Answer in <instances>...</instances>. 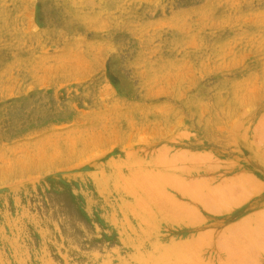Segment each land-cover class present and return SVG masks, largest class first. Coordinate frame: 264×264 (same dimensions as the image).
<instances>
[{
    "label": "rangeland",
    "instance_id": "374dc122",
    "mask_svg": "<svg viewBox=\"0 0 264 264\" xmlns=\"http://www.w3.org/2000/svg\"><path fill=\"white\" fill-rule=\"evenodd\" d=\"M238 263L264 264V0H0V264Z\"/></svg>",
    "mask_w": 264,
    "mask_h": 264
},
{
    "label": "bare ground",
    "instance_id": "6f19581e",
    "mask_svg": "<svg viewBox=\"0 0 264 264\" xmlns=\"http://www.w3.org/2000/svg\"><path fill=\"white\" fill-rule=\"evenodd\" d=\"M246 221V220H245ZM234 226H236V225H234ZM237 226H238V223H237ZM207 233V232H206ZM204 234V233H203ZM210 234V233H209ZM208 234V235H209ZM203 238H205V237H203ZM208 242V241H207ZM204 244V243H203ZM198 245H200V244H198ZM197 255V254H196ZM200 256V255H199ZM197 257V256H196ZM208 257H209V255H208ZM239 264V263H238Z\"/></svg>",
    "mask_w": 264,
    "mask_h": 264
}]
</instances>
